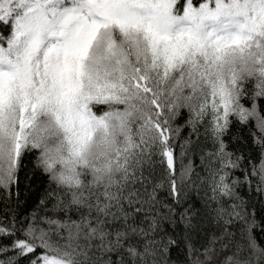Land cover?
Masks as SVG:
<instances>
[{
  "label": "snow or ice",
  "instance_id": "6c2138e0",
  "mask_svg": "<svg viewBox=\"0 0 264 264\" xmlns=\"http://www.w3.org/2000/svg\"><path fill=\"white\" fill-rule=\"evenodd\" d=\"M0 264H264V0H0Z\"/></svg>",
  "mask_w": 264,
  "mask_h": 264
}]
</instances>
